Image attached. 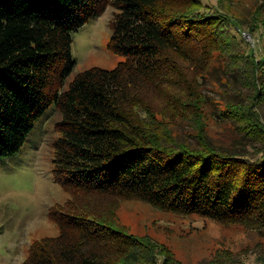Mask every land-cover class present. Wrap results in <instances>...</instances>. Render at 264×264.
Instances as JSON below:
<instances>
[{
	"label": "trees",
	"instance_id": "1",
	"mask_svg": "<svg viewBox=\"0 0 264 264\" xmlns=\"http://www.w3.org/2000/svg\"><path fill=\"white\" fill-rule=\"evenodd\" d=\"M106 5L107 47L124 59L66 82L72 31ZM200 7L202 0H0V156L18 152L53 103L60 117L51 173L68 194L48 213L57 233L32 241L18 264H181L165 244L118 223L119 200L128 198L264 227V149L251 157L210 144L200 92L216 52L223 74L249 89L244 102H223L220 111L264 139L263 67L234 35L242 21ZM251 15L247 32L264 33L260 3ZM169 114L191 115L196 145L174 137Z\"/></svg>",
	"mask_w": 264,
	"mask_h": 264
},
{
	"label": "rangeland",
	"instance_id": "2",
	"mask_svg": "<svg viewBox=\"0 0 264 264\" xmlns=\"http://www.w3.org/2000/svg\"><path fill=\"white\" fill-rule=\"evenodd\" d=\"M202 2L206 7H200V11L209 13L210 9H218L242 21V33L234 35L239 40L242 35L243 44L254 51L264 73V33L260 28L252 32L253 36L247 32V24L258 3L264 12V0ZM112 10L106 5L99 14L72 31L70 52L75 62L66 82L83 68L93 65L111 68L124 59L122 54L107 47ZM226 27L234 28L232 20ZM211 57L206 75L200 79V92L205 99L206 140L221 149L243 151L257 157L264 149V139L258 140L252 128L245 132V126H238L233 118L224 117L220 111L223 102H244L249 89L236 83L233 76L223 74L216 52ZM257 111L264 124V100L257 105ZM59 117V111L51 103L34 122L20 150L10 156H0V264H18L32 241L57 233L48 213L68 195L53 181L51 173L52 141L57 134L54 122ZM190 117V114H169L165 118L175 138L196 145V126ZM119 201L118 223L127 232L148 235L157 243L165 244L181 264H264V227L222 224L195 214L163 210L144 200Z\"/></svg>",
	"mask_w": 264,
	"mask_h": 264
},
{
	"label": "snow or ice",
	"instance_id": "3",
	"mask_svg": "<svg viewBox=\"0 0 264 264\" xmlns=\"http://www.w3.org/2000/svg\"><path fill=\"white\" fill-rule=\"evenodd\" d=\"M0 190H2V189H0Z\"/></svg>",
	"mask_w": 264,
	"mask_h": 264
}]
</instances>
